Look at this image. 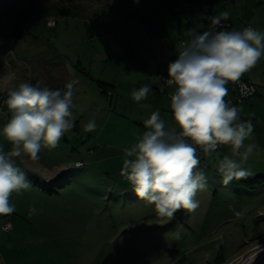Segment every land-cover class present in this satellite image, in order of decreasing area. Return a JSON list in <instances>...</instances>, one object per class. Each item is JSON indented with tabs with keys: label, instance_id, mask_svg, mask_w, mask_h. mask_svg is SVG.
Listing matches in <instances>:
<instances>
[{
	"label": "rangeland",
	"instance_id": "obj_1",
	"mask_svg": "<svg viewBox=\"0 0 264 264\" xmlns=\"http://www.w3.org/2000/svg\"><path fill=\"white\" fill-rule=\"evenodd\" d=\"M229 1L261 2L253 8L264 22V0ZM161 3L164 0H0V133L11 118L4 104L8 92L22 82L36 85L38 78L45 79L40 66L57 63L58 56L76 71L71 72L78 81L75 94H86L81 102L73 98L74 126L55 148L42 145L35 161L23 154L14 158L32 187L13 193L10 203L16 211L0 216V264H262L263 106L252 122L253 139L245 141L257 145L244 164L252 174L225 185L215 153L206 155L205 166L196 170L205 173L208 187L197 192L200 207L194 212L182 209L173 218L159 217L120 175L122 149L143 133L133 128L140 120L131 98L135 86L128 85L132 72L117 46L98 37L126 29L136 36L132 48L137 45L139 59L141 48L149 50V41L140 38L149 32L151 13ZM71 10L74 14L67 13ZM24 13L28 18L17 37L16 20ZM48 20L57 27L48 28ZM105 52L111 54L110 61L101 56ZM102 78L114 84L117 93L102 95L97 84ZM93 119L97 127L88 132L85 125ZM0 149L11 150L2 134ZM217 151L221 157L232 154L227 145ZM64 182V189L58 190ZM33 207L36 214L30 215ZM236 211L243 215L237 217ZM7 221L13 224L9 233L2 231ZM180 224L187 230L182 239L166 235Z\"/></svg>",
	"mask_w": 264,
	"mask_h": 264
},
{
	"label": "clouds",
	"instance_id": "obj_2",
	"mask_svg": "<svg viewBox=\"0 0 264 264\" xmlns=\"http://www.w3.org/2000/svg\"><path fill=\"white\" fill-rule=\"evenodd\" d=\"M229 17L228 11L202 15L201 19L209 22L207 30L197 23L184 31L177 58L168 64L164 80L176 87L170 95L174 126H166L161 112L153 111L144 121L147 130L142 137L122 149L121 177L131 184L139 200L154 206L159 217L173 218L182 209L194 212L200 207L197 192L206 190L208 184L205 173L196 170L200 159L195 146L209 155L215 153L225 185L252 174L244 164L257 148L255 143L245 144L253 139L254 125L251 120L241 121V110L226 101V85L239 81L264 56V32L251 26L226 30L222 22ZM77 84L71 80L62 89L53 90L22 82L8 92L4 104L11 118L0 134L11 150L5 153L0 149V216L16 211L10 203L13 193L22 194L32 187L14 158L23 154L38 160L42 145L55 148L74 126ZM150 93L154 94L153 87L145 83L132 91L131 98L140 102ZM96 127L93 119L85 130L92 132ZM221 145L230 146L231 156L221 157L217 151ZM29 214L35 215L36 209H30ZM235 215L243 213L236 211ZM186 232L180 224L166 235L180 240Z\"/></svg>",
	"mask_w": 264,
	"mask_h": 264
},
{
	"label": "crops",
	"instance_id": "obj_3",
	"mask_svg": "<svg viewBox=\"0 0 264 264\" xmlns=\"http://www.w3.org/2000/svg\"><path fill=\"white\" fill-rule=\"evenodd\" d=\"M203 2L211 5L210 14L200 13L199 5ZM257 3L259 4L261 2H245L239 5H232L229 0H195L191 1V3L176 1L170 3L168 0H164V3L154 7L147 25L149 32L144 34L145 32L143 31V37L140 38L141 40L149 41V50L141 48L142 56H140L139 59L137 58L138 56H136L137 53L139 54L137 45H133L132 48V42L136 39V36L127 33L126 29L121 33L107 34L106 36L101 35L98 37L99 39H102L104 43H106V40L110 39L112 44L117 46V54L122 60L126 61L127 64L125 65L132 72L133 81L131 82L129 78V86H135V89H137L143 84L149 83L153 87L154 94L150 93L144 100L135 104L137 108L136 115H138V118L136 119H139L140 122L133 123V128L141 130L142 133H144L147 130L144 126V121L150 117L153 111L156 110L161 112V117L165 121L166 126H174V120L170 108V95L175 92L176 87L173 84L166 88L164 83L159 80L158 76L160 77L163 75L168 77V64L177 58V45L182 39H184V31L195 27L197 23H203L206 26L204 30H207L209 22H207V20H202V15L215 16L222 11H228L230 17L227 21H223L230 23L231 27L228 30L241 31L244 28L251 26L258 31L264 32L263 17L262 19L261 17H258V15L255 14L256 9L253 8ZM73 9L75 10L77 8L75 7ZM74 10L68 11L67 13L74 14ZM54 14H56V12H54ZM58 15L60 16L61 12H58ZM66 15L67 14H64V16ZM114 26L118 27L119 25L117 24ZM98 35L99 34H95L96 37ZM90 51L93 53L96 52L97 49L94 48ZM92 53L91 56L94 54ZM98 56H95L94 59H97ZM101 56H107V61H110V53L105 52V54H102ZM125 56L131 57L132 60L134 59V62H130ZM88 59L89 57L87 60ZM43 64L44 65H41L40 68H43L44 70L45 79L38 78L35 82V84H39L41 87H49L53 90L58 88L62 89L69 81L77 80L73 79L71 75V72H76L74 67L68 64L67 60L60 56H58L57 63L53 62L47 64V62H45ZM90 78L93 79L91 76ZM240 78L253 84L257 88L256 97L239 104V106L237 105L241 110L239 116L241 118H247L253 122L259 116L260 107L263 106L264 108V56L261 57L253 68L244 73ZM100 82L107 85V89H109L108 91L112 90L115 91L114 94L117 93L114 84H110L111 82L108 79H103L97 82L102 95L105 93H103L102 88L99 85ZM226 87L228 88V95L225 97L227 100V98L233 94V82H230ZM85 95L82 92H76L73 98L76 102H81ZM130 108H132V105H130ZM206 155H208V153L203 157L204 163Z\"/></svg>",
	"mask_w": 264,
	"mask_h": 264
},
{
	"label": "built area",
	"instance_id": "obj_4",
	"mask_svg": "<svg viewBox=\"0 0 264 264\" xmlns=\"http://www.w3.org/2000/svg\"><path fill=\"white\" fill-rule=\"evenodd\" d=\"M199 11L200 13H204V14H210L211 13V5L209 3H200L199 5ZM222 24L225 26V29L228 30L231 25L228 22H222ZM56 26V23L53 21H49L47 23V27L48 28H54ZM168 77L167 76H160L159 80L164 83V85L166 86V88L170 87L171 85L167 84L164 82V80H166ZM109 96H113V93H111L110 91L107 93ZM257 95V88L256 86H254L253 84L243 80V79H239V81L237 82H233V94L232 96H230L229 98H227L226 101H230L231 104L237 106L243 102H246L248 100L253 99L254 97H256ZM197 149V155L200 159V164L198 167H202L204 166V155L207 154L206 152H204L202 150V148H200L199 146H195ZM222 148V145L218 147L217 150H220ZM77 166H82V164H77ZM3 231L4 232H10L13 230V225L10 221H7L4 226H3Z\"/></svg>",
	"mask_w": 264,
	"mask_h": 264
},
{
	"label": "trees",
	"instance_id": "obj_5",
	"mask_svg": "<svg viewBox=\"0 0 264 264\" xmlns=\"http://www.w3.org/2000/svg\"><path fill=\"white\" fill-rule=\"evenodd\" d=\"M26 18H28L27 17V13H24V14H21L18 18H17V20H16V23H17V25H18V27H17V30H16V35H17V37L20 35V33L24 30L23 29V24H21L22 22H24V19H26ZM99 85H100V87L102 88V91H103V93H105V94H107L109 91H108V87H107V85L106 84H104V83H99ZM82 164V163H81ZM84 167V166H83ZM83 167H78V168H83ZM67 182V181H66ZM66 182H64L63 184H60L59 185V187H58V190H60V189H64V187H65V185H66ZM11 222V221H10ZM12 223V222H11ZM13 225V224H12ZM2 231H3V229H2ZM7 233H9V232H7Z\"/></svg>",
	"mask_w": 264,
	"mask_h": 264
},
{
	"label": "bare ground",
	"instance_id": "obj_6",
	"mask_svg": "<svg viewBox=\"0 0 264 264\" xmlns=\"http://www.w3.org/2000/svg\"><path fill=\"white\" fill-rule=\"evenodd\" d=\"M262 264H264V260H263V262H261Z\"/></svg>",
	"mask_w": 264,
	"mask_h": 264
}]
</instances>
